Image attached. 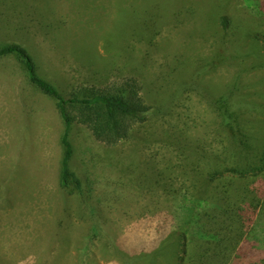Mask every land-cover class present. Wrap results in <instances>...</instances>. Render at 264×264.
Wrapping results in <instances>:
<instances>
[{
    "label": "rangeland",
    "instance_id": "rangeland-1",
    "mask_svg": "<svg viewBox=\"0 0 264 264\" xmlns=\"http://www.w3.org/2000/svg\"><path fill=\"white\" fill-rule=\"evenodd\" d=\"M208 2L179 0L175 6L167 0L163 10H151L150 0H0V42L27 47L39 74L63 92L137 77L153 106L132 139L112 150L119 164L127 166L126 173L119 165L106 173L96 170L113 155L109 149L100 154L92 138L80 133L77 162L101 175L96 189L94 178L86 182L93 198L112 194L105 202L111 222L96 225L78 218L74 201L69 217L57 186L61 147L55 103L26 83L16 59H2L0 175L26 180L22 186L28 190L23 188L24 200L8 191L14 194L13 206H0V255L17 261L43 256V264H65L72 252L73 264H124L122 253L129 249L133 258L127 264L145 263L140 249L156 238L160 217L154 212L166 211L171 203L165 183L175 188L190 182L188 163L218 146L213 143L217 116L208 97L218 96L239 67L228 62L230 50L223 62L215 65L213 59L223 40H246L237 29L226 33L222 18L229 17L233 27L260 32L237 16L242 1ZM262 73L245 76L243 82L257 81ZM184 145L190 160L181 154ZM149 169L154 174L135 193L139 176ZM161 172L165 178L160 181ZM5 187L0 184V191L7 194ZM59 219L60 227L55 226Z\"/></svg>",
    "mask_w": 264,
    "mask_h": 264
},
{
    "label": "trees",
    "instance_id": "trees-1",
    "mask_svg": "<svg viewBox=\"0 0 264 264\" xmlns=\"http://www.w3.org/2000/svg\"><path fill=\"white\" fill-rule=\"evenodd\" d=\"M169 1L176 6L179 0ZM238 1H242V8H236L237 16L260 32L242 28L239 23V27H233L229 17L222 18L226 33L237 29L246 40H223L213 59L215 65L223 62L230 50L228 62L239 67L234 79L218 96L208 97L217 116L213 143L218 146L188 163L190 182L175 188L165 183L164 193L171 203L167 205L163 200L166 211L154 212L160 218L154 228L153 243L141 245L140 256L147 257L144 264H264V0ZM211 2L215 3L214 0L208 3ZM150 3L151 10L167 6V0ZM4 58L16 59L26 83L55 103L61 147L57 186L64 199V211L72 217L74 201L78 218L92 220L96 225L102 220L111 222L105 202L110 200L107 195L112 194L105 191L101 197H92V187L86 182L94 178L91 183L96 189L101 175L89 172L77 162V143L83 131L85 138L89 135L97 144L100 154L109 149L106 152L113 155L96 170L106 173L108 168L113 171L119 165L117 168L126 173L127 166L119 164L112 150L132 139L136 127L147 119L153 107L142 94L140 80L130 77L103 87L81 85L65 93L39 74L36 60L24 45L0 42V61ZM261 70L257 81L243 82L245 76ZM18 138L21 140L22 134ZM181 154L187 160L192 158L187 155L185 145ZM153 174L152 169L142 173L134 192L137 193L146 176ZM159 176L160 181L164 180L163 172ZM26 182L12 175H0V184H6L7 192L0 191V206H13L14 194L24 200L23 188L28 187L22 184ZM10 190L14 194H8ZM127 200L128 197L124 202ZM62 223L63 219L56 220L55 226ZM72 226L73 223L69 228ZM110 238L115 241L113 236ZM66 241L72 247L70 236ZM128 250L122 253L124 264L133 258ZM71 253L65 264L74 263ZM21 258L24 259H7L3 263L0 260V264H22L32 258L43 264L44 260L43 256L33 255Z\"/></svg>",
    "mask_w": 264,
    "mask_h": 264
},
{
    "label": "crops",
    "instance_id": "crops-1",
    "mask_svg": "<svg viewBox=\"0 0 264 264\" xmlns=\"http://www.w3.org/2000/svg\"><path fill=\"white\" fill-rule=\"evenodd\" d=\"M7 258L8 257H6V256L0 255V260H1L2 263L6 262L5 260H7Z\"/></svg>",
    "mask_w": 264,
    "mask_h": 264
}]
</instances>
